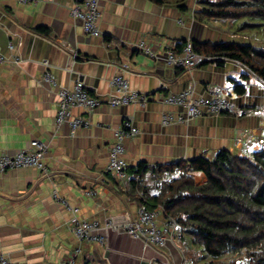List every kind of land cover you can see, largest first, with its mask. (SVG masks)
<instances>
[{
	"label": "crops",
	"instance_id": "1",
	"mask_svg": "<svg viewBox=\"0 0 264 264\" xmlns=\"http://www.w3.org/2000/svg\"><path fill=\"white\" fill-rule=\"evenodd\" d=\"M195 1L187 0L186 11H181L180 4L99 0L102 36L94 38L84 35L80 22L70 17L69 0H0V51L8 59L0 65V155L12 156L33 140L48 147L46 175L36 169L0 174V255L13 264H64L73 254L75 264H194L178 246L181 237H169L157 249L122 230L136 218L140 205L128 182L106 174L105 167L114 132L126 121L139 131L124 142V158L131 167L145 162L154 168L198 157L214 161L221 151L251 158L264 150L261 79L230 60L217 66L215 58L197 56L194 68L183 72L163 60L167 51L179 52L187 41L252 45L234 31L233 20L195 21ZM16 56L19 64L12 62ZM124 64L128 68L120 72ZM46 69L59 85L70 88L79 80L102 98L112 93L111 78L121 74L132 90L149 94L150 100L144 108L102 104L90 115L75 109L73 115L89 118L90 126L74 133L66 124L56 130L55 91L41 81ZM235 85L245 93L237 95ZM207 87L246 114L161 125L162 113L179 112L163 104L166 95L189 88L201 94ZM192 176L197 186L206 182L204 174ZM152 184L144 176L143 185ZM55 198L77 209L78 219L99 222L106 243L80 244L68 226L71 211ZM155 211L157 226L169 225L161 209Z\"/></svg>",
	"mask_w": 264,
	"mask_h": 264
},
{
	"label": "trees",
	"instance_id": "2",
	"mask_svg": "<svg viewBox=\"0 0 264 264\" xmlns=\"http://www.w3.org/2000/svg\"><path fill=\"white\" fill-rule=\"evenodd\" d=\"M150 1L160 6L180 4L181 11H186L187 0ZM195 2L192 18L202 24L212 20L264 22V0ZM190 42L197 56L215 58L217 66L225 60L238 62L264 82V51L256 54L251 45L230 42ZM234 92L241 96L245 90L235 85ZM126 172L140 207L161 209L163 219L175 221L181 232L190 228L193 243L211 259L207 264H264V150L251 158L221 151L214 161L198 157L154 168L139 162ZM195 173L204 174L206 182L195 185ZM146 175L154 182L151 186L143 185ZM226 255L237 257L223 261Z\"/></svg>",
	"mask_w": 264,
	"mask_h": 264
},
{
	"label": "built area",
	"instance_id": "3",
	"mask_svg": "<svg viewBox=\"0 0 264 264\" xmlns=\"http://www.w3.org/2000/svg\"><path fill=\"white\" fill-rule=\"evenodd\" d=\"M20 3H26L27 0H18ZM69 14L74 20L81 24L82 32L86 36L101 37L102 33L99 28V0H69ZM178 23H182L179 21ZM143 43H141L142 45ZM10 50L13 49L12 44L8 45ZM151 57H156L149 49L142 46ZM70 53H74L69 49ZM197 55L192 51L190 41H187L180 52L167 51L163 56V60L168 67L173 69L191 70L194 68ZM7 58L0 51V65L7 62ZM14 64L20 63L19 56L13 57ZM46 68L48 63L43 64ZM127 65L120 66V72L127 70ZM42 83L49 86L55 91L57 97V111L54 118V127L58 130L62 125L68 124L72 130L78 128H88L89 120L81 116H72L73 109H80L84 113L92 114L100 105L106 104L111 108H120L126 106H138L144 108L150 100V95L140 93L130 88L128 80L121 74L114 75L109 81L112 93L105 98L94 96L90 93L82 81L76 80L70 88L59 85L52 73L46 69L41 77ZM165 88L163 85L159 89ZM163 104L177 108L179 112H164L161 115V125L168 126L170 124H186L192 119L206 116H221L223 114L230 115L234 118L241 117L246 111L239 109L228 99L222 97L213 87H207L204 93L195 94L193 88L186 89L176 94H169L163 98ZM139 133L129 121H126L121 129L114 132V142L109 147L108 162L105 167V173L114 176L117 181L126 183L128 175L126 169L128 167L125 156L124 142L132 139ZM48 147L36 140L29 143L27 147L16 152L14 155H0V173L16 170L33 168L40 173L46 175L47 165L45 158ZM62 205L67 207L72 218L68 222L69 229L76 240L80 243H91L103 246L106 243V236L102 233L99 222L95 220H80L77 218V209L69 208L68 203L61 199L55 198ZM159 211H148L143 207L137 210V216L134 220L129 221L121 228L122 230L135 239L144 241L147 245L157 249L164 248L169 237L171 239L180 238V228L175 221H170L169 225L164 228L157 226ZM112 226H110L111 228ZM77 254H73L71 258L64 264H75ZM0 264H13L5 256L0 255ZM154 264H168L167 262H155Z\"/></svg>",
	"mask_w": 264,
	"mask_h": 264
},
{
	"label": "rangeland",
	"instance_id": "4",
	"mask_svg": "<svg viewBox=\"0 0 264 264\" xmlns=\"http://www.w3.org/2000/svg\"><path fill=\"white\" fill-rule=\"evenodd\" d=\"M239 26L244 27V28H240ZM234 31L239 33L244 39H246V42L252 43L251 46H253L254 51L257 52L256 54H259L264 51V22H261L258 20H248V19L240 20L236 22V27L234 28ZM94 38H98V37H94ZM44 63L45 62H42V64ZM74 110L75 109L72 110L73 117H75V115H73ZM56 111H57V103H56ZM86 119L89 120V118H86ZM89 123H90V120H89ZM68 127L70 128V131L72 133L76 132L79 129H87V128H78V129L72 130L69 125ZM25 169H33V168H25ZM16 170H19V169H16ZM9 171H12V170H9ZM3 173H0V174H3ZM180 237L182 239L180 238L181 240L179 239L177 243H178L179 248L183 252L185 258L188 261L190 262L193 261L194 264H207L208 262H210L211 259L208 256V254L204 251V249L201 246L195 245L193 243L192 230L190 228L183 229V231L180 234ZM196 255H199V256H196ZM242 255H244V253H242ZM236 257H237L236 255H226V257L223 258L222 260L229 261Z\"/></svg>",
	"mask_w": 264,
	"mask_h": 264
},
{
	"label": "bare ground",
	"instance_id": "5",
	"mask_svg": "<svg viewBox=\"0 0 264 264\" xmlns=\"http://www.w3.org/2000/svg\"><path fill=\"white\" fill-rule=\"evenodd\" d=\"M129 202V201H128ZM196 256H199V255H196ZM192 260V259H191Z\"/></svg>",
	"mask_w": 264,
	"mask_h": 264
}]
</instances>
